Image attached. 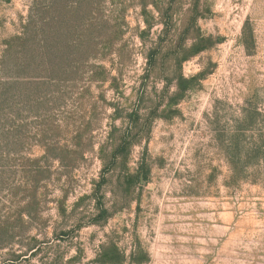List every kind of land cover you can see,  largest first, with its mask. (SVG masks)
Here are the masks:
<instances>
[{"label": "rangeland", "instance_id": "rangeland-1", "mask_svg": "<svg viewBox=\"0 0 264 264\" xmlns=\"http://www.w3.org/2000/svg\"><path fill=\"white\" fill-rule=\"evenodd\" d=\"M0 264H264V0H0Z\"/></svg>", "mask_w": 264, "mask_h": 264}]
</instances>
